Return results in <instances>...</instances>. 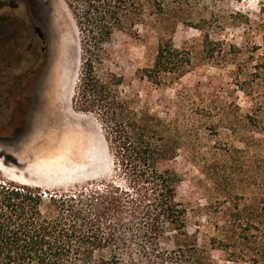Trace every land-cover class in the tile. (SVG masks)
I'll use <instances>...</instances> for the list:
<instances>
[{
  "label": "rangeland",
  "instance_id": "1",
  "mask_svg": "<svg viewBox=\"0 0 264 264\" xmlns=\"http://www.w3.org/2000/svg\"><path fill=\"white\" fill-rule=\"evenodd\" d=\"M21 2L26 6L16 14H30L44 41L33 30L30 129L20 142L0 143L2 165L15 173L1 171L45 190L109 178L112 158L99 123L72 108L80 69L73 17L63 0L14 5ZM165 26L151 22L136 27L138 36L118 33L109 68L125 77L123 90L139 95L141 107L175 123L181 150L172 166L198 246L215 264H264V0L220 2L205 31ZM162 41H172L189 62L155 85L137 72L153 65ZM64 73L72 80L59 90ZM58 166L73 181L43 185L50 177L36 173Z\"/></svg>",
  "mask_w": 264,
  "mask_h": 264
},
{
  "label": "trees",
  "instance_id": "2",
  "mask_svg": "<svg viewBox=\"0 0 264 264\" xmlns=\"http://www.w3.org/2000/svg\"><path fill=\"white\" fill-rule=\"evenodd\" d=\"M78 30L77 113L99 123L112 158L109 178L45 190L0 170V264H215L187 227L172 166L181 150L172 120L125 93V77L109 68L116 35L138 36L151 22L205 31L227 0H63ZM240 2L241 0H235ZM198 24H193L194 22ZM191 23V24H190ZM189 57L162 41L140 79L160 85Z\"/></svg>",
  "mask_w": 264,
  "mask_h": 264
},
{
  "label": "flooded vegetation",
  "instance_id": "3",
  "mask_svg": "<svg viewBox=\"0 0 264 264\" xmlns=\"http://www.w3.org/2000/svg\"><path fill=\"white\" fill-rule=\"evenodd\" d=\"M25 3L0 1V143L11 146L25 139L31 124L33 30L44 35L30 14H16ZM44 50V48H42Z\"/></svg>",
  "mask_w": 264,
  "mask_h": 264
},
{
  "label": "bare ground",
  "instance_id": "4",
  "mask_svg": "<svg viewBox=\"0 0 264 264\" xmlns=\"http://www.w3.org/2000/svg\"><path fill=\"white\" fill-rule=\"evenodd\" d=\"M62 83H61V88L59 90L62 89V87H66L70 84L71 82V78L69 77V75L67 73H64L63 77H62ZM53 164V163H52ZM61 168V166L55 167L53 168V170L51 169V171H44L42 173H36L37 176L41 177L42 179H46L47 180V176L50 177L47 182L46 181H42L43 185H53V186H61L63 184L68 185L69 183H71L73 181V179H66L68 178L66 175L62 174L61 171H59V169ZM0 170H3L5 172H8L10 174L11 173H15V171L12 169H6L3 165H2V161L0 160ZM35 173H33L34 175Z\"/></svg>",
  "mask_w": 264,
  "mask_h": 264
},
{
  "label": "crops",
  "instance_id": "5",
  "mask_svg": "<svg viewBox=\"0 0 264 264\" xmlns=\"http://www.w3.org/2000/svg\"><path fill=\"white\" fill-rule=\"evenodd\" d=\"M40 187V186H39Z\"/></svg>",
  "mask_w": 264,
  "mask_h": 264
}]
</instances>
